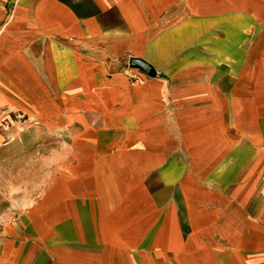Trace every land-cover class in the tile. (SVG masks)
<instances>
[{
    "label": "crops",
    "instance_id": "obj_1",
    "mask_svg": "<svg viewBox=\"0 0 264 264\" xmlns=\"http://www.w3.org/2000/svg\"><path fill=\"white\" fill-rule=\"evenodd\" d=\"M15 114L0 143L66 158L0 206V264H264V0H0ZM5 167L1 195L36 186Z\"/></svg>",
    "mask_w": 264,
    "mask_h": 264
},
{
    "label": "rangeland",
    "instance_id": "obj_2",
    "mask_svg": "<svg viewBox=\"0 0 264 264\" xmlns=\"http://www.w3.org/2000/svg\"><path fill=\"white\" fill-rule=\"evenodd\" d=\"M27 130H24V132ZM29 131V130H28ZM36 139H15L14 141L5 140L4 142L0 143V148H7V147H19V148H30L35 147V150L37 151L35 154V169L32 170V167L30 165L29 170L26 169V171L23 169V167L18 168L19 164H25L22 160L23 158H28L32 156L27 155H20L17 154H4L0 156V158L3 157L4 164L6 165L5 169V175L8 179H12V175H20L22 178L28 177L34 178L35 180V187L25 188V187H18L16 188V192L14 191H6V188L4 187L5 191L0 194V206H2L4 212H13L15 210V203H12V196L19 197L21 195V191L26 192L29 191V193L37 198L40 196L45 189V183L48 178L54 177L56 174L55 169L60 164V162L64 159L65 161V154L62 152L64 150L63 148L66 147V140H62L60 137H50V138H44V137H38V134L35 133ZM20 149V150H21ZM64 161L62 163H64ZM31 162V161H30ZM13 163V166H12ZM32 163V162H31ZM13 169H16L14 173H12ZM51 169V170H49ZM12 189V188H10ZM18 191V192H17ZM4 198V199H3Z\"/></svg>",
    "mask_w": 264,
    "mask_h": 264
},
{
    "label": "water",
    "instance_id": "obj_3",
    "mask_svg": "<svg viewBox=\"0 0 264 264\" xmlns=\"http://www.w3.org/2000/svg\"><path fill=\"white\" fill-rule=\"evenodd\" d=\"M129 66L133 69H138L142 72H144L148 76L153 75V69L151 66L146 64L145 62L138 60V59H131L129 62Z\"/></svg>",
    "mask_w": 264,
    "mask_h": 264
},
{
    "label": "built area",
    "instance_id": "obj_4",
    "mask_svg": "<svg viewBox=\"0 0 264 264\" xmlns=\"http://www.w3.org/2000/svg\"><path fill=\"white\" fill-rule=\"evenodd\" d=\"M25 121V117L22 114H15L11 121H6L0 125V129L7 131L11 126L21 124Z\"/></svg>",
    "mask_w": 264,
    "mask_h": 264
}]
</instances>
